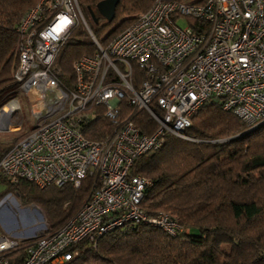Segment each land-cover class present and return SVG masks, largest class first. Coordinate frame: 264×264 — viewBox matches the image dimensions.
Listing matches in <instances>:
<instances>
[{"label":"built area","instance_id":"2783aa9c","mask_svg":"<svg viewBox=\"0 0 264 264\" xmlns=\"http://www.w3.org/2000/svg\"><path fill=\"white\" fill-rule=\"evenodd\" d=\"M79 26L96 50L73 62L74 84L65 89L54 61ZM16 32L13 78L31 106L33 127L0 155V185L24 180L40 188L77 189L86 179L90 185L83 204L59 228L34 237L0 231V264H14L18 250L21 264H66L79 255V245L94 248L103 235L127 226L155 228L169 237L187 234L168 213L147 215L140 208L151 181L133 176L131 167L170 136L190 140L185 132L207 102L248 130L264 123V0H154L104 47L77 0H39ZM134 66L142 73L138 81ZM122 101L136 114L145 112L154 131L142 133L134 118L122 119ZM19 108L18 99L1 108L0 130H11ZM98 108L111 131L88 139L82 131ZM11 193L0 199V210L10 214Z\"/></svg>","mask_w":264,"mask_h":264},{"label":"trees","instance_id":"16d2710c","mask_svg":"<svg viewBox=\"0 0 264 264\" xmlns=\"http://www.w3.org/2000/svg\"><path fill=\"white\" fill-rule=\"evenodd\" d=\"M38 1L0 0V107L17 94L13 78L18 62L16 27ZM101 1L77 3L102 47L154 2L119 0L112 20L100 25L102 17L96 5ZM91 17L95 26L89 23ZM95 50L82 26L71 32L53 66L65 89L74 84L73 62ZM141 77L134 66L133 78L138 81ZM97 114L82 131L88 139H100L111 131L101 108ZM127 116L134 118L142 133L154 131L155 125L145 112L136 114L122 101L120 117ZM185 134L190 140L170 136L159 151L137 157L131 174L151 181L140 208L147 215L166 212L189 232L169 237L155 228L127 226L103 235L94 248L79 245V255L66 264H264V123L248 130L231 113L207 102ZM18 140L0 141V155ZM89 185L86 179L77 189L70 185L40 188L21 180L15 185L4 184L6 190L0 199L7 192L17 193L25 203L39 207L50 230H55L77 212L87 198ZM19 252H14V264L22 262L23 253Z\"/></svg>","mask_w":264,"mask_h":264},{"label":"rangeland","instance_id":"374dc122","mask_svg":"<svg viewBox=\"0 0 264 264\" xmlns=\"http://www.w3.org/2000/svg\"><path fill=\"white\" fill-rule=\"evenodd\" d=\"M86 23L88 22L86 21ZM89 23L95 26L94 19L92 17L90 18ZM105 23L106 21L101 19L99 24L102 25ZM178 25L180 27H185L186 23L181 20L178 22ZM78 39L82 40L83 38L78 37ZM89 40L91 42L90 37ZM15 90L17 91L15 97L19 99L20 108L9 121L11 130H0V141L5 143H13L22 135H26L33 127L31 106L27 99L24 98L22 94L18 93L17 86ZM177 139L183 140L180 138ZM5 190L6 187L4 185H0V194ZM8 197L10 199H7V203L10 207L9 209L11 211V214L7 212L8 210L6 209L0 210V231L2 233H5L4 228H6L12 233L22 234L26 237H34L42 233L45 229H50L49 223L47 222L44 213L39 207L32 203H25L17 193H11V197ZM13 200H15L17 205H14ZM64 207L67 208L68 205L66 204ZM20 209H24L23 211H21V214H19Z\"/></svg>","mask_w":264,"mask_h":264},{"label":"water","instance_id":"95a60500","mask_svg":"<svg viewBox=\"0 0 264 264\" xmlns=\"http://www.w3.org/2000/svg\"><path fill=\"white\" fill-rule=\"evenodd\" d=\"M119 0H103L96 5V11L106 22L112 20Z\"/></svg>","mask_w":264,"mask_h":264},{"label":"crops","instance_id":"0c3cea01","mask_svg":"<svg viewBox=\"0 0 264 264\" xmlns=\"http://www.w3.org/2000/svg\"><path fill=\"white\" fill-rule=\"evenodd\" d=\"M14 99H18V98H16V97L11 98V99H10L7 103H5L1 108L6 107L7 104H8L11 100H14ZM18 100H19V99H18Z\"/></svg>","mask_w":264,"mask_h":264},{"label":"bare ground","instance_id":"6f19581e","mask_svg":"<svg viewBox=\"0 0 264 264\" xmlns=\"http://www.w3.org/2000/svg\"><path fill=\"white\" fill-rule=\"evenodd\" d=\"M6 110V109H5Z\"/></svg>","mask_w":264,"mask_h":264}]
</instances>
